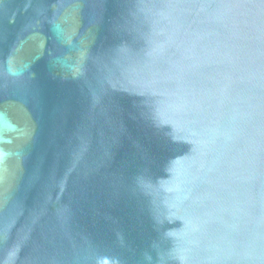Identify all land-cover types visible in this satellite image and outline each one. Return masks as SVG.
<instances>
[{
  "label": "water",
  "instance_id": "water-1",
  "mask_svg": "<svg viewBox=\"0 0 264 264\" xmlns=\"http://www.w3.org/2000/svg\"><path fill=\"white\" fill-rule=\"evenodd\" d=\"M0 264H264V0H0Z\"/></svg>",
  "mask_w": 264,
  "mask_h": 264
}]
</instances>
